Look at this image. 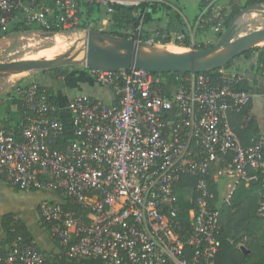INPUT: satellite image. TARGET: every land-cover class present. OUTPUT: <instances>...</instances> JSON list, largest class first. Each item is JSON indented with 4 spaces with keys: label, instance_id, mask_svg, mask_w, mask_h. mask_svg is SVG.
<instances>
[{
    "label": "built area",
    "instance_id": "2783aa9c",
    "mask_svg": "<svg viewBox=\"0 0 264 264\" xmlns=\"http://www.w3.org/2000/svg\"><path fill=\"white\" fill-rule=\"evenodd\" d=\"M84 1L111 14L115 6L168 0ZM204 1L195 27H209L220 37L228 14L219 0ZM79 23L75 0H0V31L24 25L59 34L79 30ZM182 40L178 35L169 44ZM143 43L161 44L152 38ZM218 74L216 84L203 74L175 78L170 93L141 69L88 70L116 101L71 99V137L46 88L19 85L14 93L24 111L19 124L0 131V180L59 199L42 201L38 216L68 260L216 264L221 209L233 207L239 186L264 175V135L243 147L227 120L228 112L240 114L246 128L253 121L248 107L258 94L264 101V89H238L247 81L239 72ZM228 157L230 163L220 167ZM185 179L196 181L184 190ZM218 180L226 181L220 200L209 189ZM176 187L181 194L190 191L186 206ZM260 196L256 216L264 219V193ZM62 200L86 213L64 209ZM0 264L57 263L33 241L17 237L0 251Z\"/></svg>",
    "mask_w": 264,
    "mask_h": 264
},
{
    "label": "trees",
    "instance_id": "16d2710c",
    "mask_svg": "<svg viewBox=\"0 0 264 264\" xmlns=\"http://www.w3.org/2000/svg\"><path fill=\"white\" fill-rule=\"evenodd\" d=\"M79 5V18L81 22V13L84 12L86 16L94 14L95 7L94 5L86 3L84 0H75ZM176 0H168L167 2L160 3H143L138 7H123L115 6L113 12L110 15L111 27L110 33L108 35L121 38V39H133L134 41L147 42L152 38L155 42H159L163 45L169 44V42L178 35L183 36L181 42L175 41L176 46L188 48L189 42L187 39H184V23L181 16L180 8L176 6ZM202 4L204 0H201ZM264 4V0H244L243 6L238 7L233 5L231 7L230 14L227 15L225 19V27H228L234 16L244 9L260 6ZM202 8V7H201ZM156 16V19H155ZM166 20L163 28L156 29L152 35L145 37L144 28L140 30V27L149 26L152 23H157L156 21ZM158 24V23H157ZM18 28H28L24 25H15ZM206 27V26H205ZM79 30H82L81 23L78 26ZM89 30H95L93 26L88 27ZM103 34V33H102ZM217 36V35H216ZM219 39L220 37L217 36ZM209 47H206L202 44H197L194 46V50H202ZM253 64L254 72L257 75L264 73V46L261 48L255 47L241 56H238L229 64L222 68H217L215 70L208 71L203 73L204 76L210 78L213 84L218 82L220 70L227 71L232 68L235 64ZM240 66V65H239ZM61 68H54L51 71H56ZM86 74V73H85ZM66 74L64 71H61L56 77H64ZM87 75V74H86ZM189 74L179 73V74H154L160 80V87L165 92L167 89V82L170 79L169 77L174 76L175 78H182L188 76ZM88 76V75H87ZM89 77V76H88ZM169 78V79H168ZM165 79V80H164ZM168 79V80H167ZM238 89H252L249 86V83L246 81L243 84L238 86ZM47 93L50 96V102L57 105V98L53 92L46 88ZM14 105L17 106L18 112L20 115L23 114L24 108L21 106V103L17 100L13 101ZM235 114L233 123L235 134L241 141V144L246 147L249 143L250 137L255 134L254 122L252 121L245 129L241 130L239 128V122L241 120L240 114ZM238 120V121H237ZM236 121L238 123H236ZM241 124V122H240ZM232 126V123H230ZM11 125H7L6 128ZM230 163V158L225 159L220 167L227 166ZM187 186H184V190L189 189V186L195 184L196 179H185ZM182 186V185H181ZM255 187L259 192L258 194H250L246 197L235 198L233 201V207L229 208L224 206L221 209L220 215V235L219 239L221 242L220 251L218 253L216 264H264V245L260 242L258 231L262 226H264V219H260L256 216L257 203L260 199V195L264 193V175H260V180L256 183L249 185L248 187ZM244 187V185H241ZM209 189L216 193L215 186L212 182L209 184ZM176 190H180V187H176ZM181 191V190H180ZM188 193H184L188 197ZM182 195L180 200L181 206H186L185 202H182ZM59 200V199H58ZM63 208L77 211L78 214L84 215L85 210L72 206L67 203L66 200H62ZM41 229L46 233L44 225L39 222ZM17 237H21L25 240L32 241V238L28 231L18 223H14L13 231L8 233V245ZM231 240L232 242H229ZM240 246L244 247V251L240 249ZM55 261V259H54Z\"/></svg>",
    "mask_w": 264,
    "mask_h": 264
},
{
    "label": "crops",
    "instance_id": "0c3cea01",
    "mask_svg": "<svg viewBox=\"0 0 264 264\" xmlns=\"http://www.w3.org/2000/svg\"><path fill=\"white\" fill-rule=\"evenodd\" d=\"M177 8L181 10V16L184 23V39H190L189 46L191 47L190 41H193L192 36L195 34V29L191 30V21L194 20V24L196 18L203 6L201 0H176ZM244 0H242L243 2ZM221 3L222 0L218 1ZM151 3H156L152 1ZM261 6V5H260ZM225 11V9H223ZM245 10V9H244ZM242 10V11H244ZM106 11V10H105ZM241 11V12H242ZM107 12V11H106ZM226 12V11H225ZM240 13V12H239ZM238 13V14H239ZM109 14V13H108ZM156 19V16H155ZM163 24L165 25L166 20L163 19ZM174 46L175 43H172ZM168 45V44H167ZM177 48H184L180 46H176ZM187 49V48H184ZM240 65V66H239ZM228 72H239L242 73L246 78L249 86L259 93L262 89H264V73L261 75H257L254 72L253 64H235L232 68L227 70ZM86 72H70L67 73L64 77H55L48 78L43 76L41 78L34 79L33 83L39 84L53 92V94L57 98V106L59 109V114L61 116V111L66 109L68 111L67 105L69 101L77 96H87L96 100H99L105 104H111L116 101L113 93L100 86L101 89L94 90L93 83L89 82L90 77H88ZM18 76H11L10 78H17ZM94 81V80H92ZM90 83V84H89ZM94 83H96L94 81ZM171 79L167 82L168 92H172L175 88L176 83H171ZM97 84V83H96ZM98 85V84H97ZM91 86H93L91 88ZM79 90L80 93L73 96L72 91ZM0 131L3 129H7V125H15L19 124L22 120V115L18 112L17 106L14 105L13 101L17 100L15 93L13 91V96L9 95H0ZM251 115L253 116L254 122V130L255 134L250 137L248 146L252 145V140L255 137L260 135H264V101L263 98L258 94L250 106L248 107ZM69 113V111H68ZM70 115V114H69ZM235 117L234 113L228 112L227 120L230 125L232 123V128L235 132L233 120ZM238 121V120H237ZM239 128H241L240 121ZM245 129V128H244ZM237 136V135H236ZM239 139V138H238ZM240 141V140H239ZM241 144V141H240ZM241 146H243L241 144ZM246 146V147H248ZM244 147V146H243ZM225 180H218L215 184V191L220 198L224 195L225 192ZM258 190L251 186H239L236 191L235 198L246 197L250 194H258ZM182 195V194H181ZM187 195H182V202L185 201ZM45 200H58L49 192L42 191H24L15 187H11L6 185L2 180H0V251L8 246V233L13 231L14 223H18L23 226L28 233L30 234L32 241L35 246L44 254H47L55 259L57 264H102L99 261L92 259H83L79 261H72L64 258L61 255V250L59 246L50 238L48 233H46L43 229H41L38 216V207L42 201ZM41 223V222H40Z\"/></svg>",
    "mask_w": 264,
    "mask_h": 264
},
{
    "label": "water",
    "instance_id": "95a60500",
    "mask_svg": "<svg viewBox=\"0 0 264 264\" xmlns=\"http://www.w3.org/2000/svg\"><path fill=\"white\" fill-rule=\"evenodd\" d=\"M250 10L264 14L263 6L247 8L230 22L213 46L202 50H191L183 54L160 53L158 49L133 39H121L87 30L83 46L75 47L54 60H20L0 63V77L19 70H51L57 67L80 65L87 70L141 69L151 74H203L222 68L238 56L264 42V30L236 39V21ZM94 39L99 44H94ZM83 53L80 61L75 59Z\"/></svg>",
    "mask_w": 264,
    "mask_h": 264
},
{
    "label": "rangeland",
    "instance_id": "374dc122",
    "mask_svg": "<svg viewBox=\"0 0 264 264\" xmlns=\"http://www.w3.org/2000/svg\"><path fill=\"white\" fill-rule=\"evenodd\" d=\"M198 2V0H196ZM219 5L225 9L227 14H230L231 7L237 5L238 7L243 6L242 0H222ZM264 7V4L261 5ZM95 12L90 16H86L84 12L81 13V27L82 30H76L74 32H61L59 34H51L41 32L37 27L28 28H18L17 26L9 27L5 31H0V63L15 62L20 60H31L45 55H61L68 52L71 48L75 47V50H79L85 39V32L89 26L95 28L94 31L109 34L111 27V19L108 12L104 8H100L94 5ZM157 23H152L149 26L140 27V30L144 28L143 33L145 37L153 34V32L158 28H163L164 24L161 21H156ZM238 34L236 39L243 38L252 33L264 30V14L250 10L248 13L241 15L237 21ZM193 25V26H192ZM191 30L195 29V34L192 36L190 41L191 45L202 44L206 47H211L216 44L218 38L213 33L209 27H195L194 20L191 21ZM227 28V27H226ZM190 39H188L189 41ZM264 46V42L258 45V48ZM159 49H165L172 52H185L194 49H181L177 48L173 44L163 45L158 44L153 46ZM192 47V46H191ZM181 49V51H180ZM184 50V51H183ZM79 57V58H78ZM75 60L80 61L83 58V53H81ZM61 68L56 71L51 70H27L26 73L16 75L17 78H10L9 73L0 77V95L13 96V91L22 84L29 83L36 78H41L46 76L48 78H55L61 71L65 74L70 72L83 71L88 73V70L80 65H70L57 67ZM171 83H176L174 76L169 77ZM168 78V79H169ZM167 79V80H168ZM90 79L89 82L93 83L94 90L101 89L99 84L97 85ZM165 80V79H164ZM170 83V84H171ZM90 84V83H89ZM93 86H91L92 88ZM80 91H72V95L75 96L79 94ZM1 97V96H0ZM61 119L63 123L64 133L66 136L71 137V123L70 115L68 111L63 109L61 111ZM178 196L181 198V191L178 190ZM258 236L260 242L264 245V226L258 231Z\"/></svg>",
    "mask_w": 264,
    "mask_h": 264
},
{
    "label": "bare ground",
    "instance_id": "6f19581e",
    "mask_svg": "<svg viewBox=\"0 0 264 264\" xmlns=\"http://www.w3.org/2000/svg\"><path fill=\"white\" fill-rule=\"evenodd\" d=\"M91 41L94 43V44H99L98 42H96L94 39H91ZM262 44V43H261ZM158 49V52L160 51L161 53H172V54H183V53H187V51L185 52H172V51H168V50H165V49ZM184 49V48H183ZM181 51V49H180ZM184 51V50H183ZM159 52V53H160ZM189 52V51H188ZM63 54L61 55H45L43 57H39V58H36V59H31V60H42V61H46V60H54L56 58H59L60 56H62ZM79 58V57H78ZM27 70H19V71H13L11 73H9V77L11 76H16V75H20V74H24L26 73Z\"/></svg>",
    "mask_w": 264,
    "mask_h": 264
}]
</instances>
